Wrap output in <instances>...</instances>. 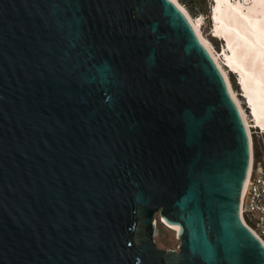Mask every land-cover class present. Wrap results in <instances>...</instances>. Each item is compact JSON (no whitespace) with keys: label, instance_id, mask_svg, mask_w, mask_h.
Instances as JSON below:
<instances>
[{"label":"water","instance_id":"95a60500","mask_svg":"<svg viewBox=\"0 0 264 264\" xmlns=\"http://www.w3.org/2000/svg\"><path fill=\"white\" fill-rule=\"evenodd\" d=\"M193 27L174 0H0V264H264L249 132Z\"/></svg>","mask_w":264,"mask_h":264},{"label":"bare ground","instance_id":"6f19581e","mask_svg":"<svg viewBox=\"0 0 264 264\" xmlns=\"http://www.w3.org/2000/svg\"><path fill=\"white\" fill-rule=\"evenodd\" d=\"M174 1L187 14L200 39L207 46L223 72L229 90L237 102L246 123L251 141V150H253V124H251L247 111L234 90L229 72L225 69L220 55L216 51L212 41L203 33V18H199L198 21L195 20L180 0ZM212 14L214 19V35L224 38V50L222 54H225L226 57H223L226 58V62L234 72L238 74L240 86L242 83V86H244L243 91L247 95L246 99L248 97L247 102L249 101L248 104L252 108L255 125L264 134V0H251L249 2L242 0V2L236 1V3L231 0H214ZM251 174L252 168L250 165L241 201L244 200ZM157 225L156 220L155 230ZM170 227H175L177 230L175 225H170Z\"/></svg>","mask_w":264,"mask_h":264},{"label":"rangeland","instance_id":"374dc122","mask_svg":"<svg viewBox=\"0 0 264 264\" xmlns=\"http://www.w3.org/2000/svg\"><path fill=\"white\" fill-rule=\"evenodd\" d=\"M180 1L188 9L190 14L195 18V20L198 21L199 18H203L204 24H202L203 27L201 26L203 33L212 41L216 51L220 55L221 61L223 63L222 56L226 57V55L222 54V52H221L224 50V46H223L224 44H222L220 40L213 38L211 36V30L213 29V22L211 20V6H212V3H214V0L213 1L212 0H180ZM249 1H251V0H247V2H249ZM209 7H210V10H209ZM229 76L231 78V82L233 84V87H234L236 94L241 99V102H242L243 106L245 107V110L247 111V114L249 116V120L251 121V124H253L252 132H253L254 150L256 151L258 157L264 159V134H262L261 130L258 129V127L255 125L256 123H255L254 117L252 115V108H248V106L246 104V99L243 98V96L241 95L242 89L240 88V84L236 80V76L232 73H229ZM242 85L243 84L241 83V86ZM242 88L244 90V86H242ZM244 94H246V93L244 92ZM247 99H248V97H247ZM254 127H257V128H254ZM156 220H157L158 225H157V228L155 230L156 231L155 232V240H156L158 246L161 248H172V249L179 250L178 247H179L180 241L177 238L176 228L170 227L169 224H166L165 222H163L158 213L156 214Z\"/></svg>","mask_w":264,"mask_h":264},{"label":"built area","instance_id":"2783aa9c","mask_svg":"<svg viewBox=\"0 0 264 264\" xmlns=\"http://www.w3.org/2000/svg\"><path fill=\"white\" fill-rule=\"evenodd\" d=\"M250 165L251 179L240 212L246 225L264 242V159L254 149Z\"/></svg>","mask_w":264,"mask_h":264},{"label":"trees","instance_id":"16d2710c","mask_svg":"<svg viewBox=\"0 0 264 264\" xmlns=\"http://www.w3.org/2000/svg\"><path fill=\"white\" fill-rule=\"evenodd\" d=\"M209 10H210V7H209ZM210 12V11H209Z\"/></svg>","mask_w":264,"mask_h":264},{"label":"snow or ice","instance_id":"6c2138e0","mask_svg":"<svg viewBox=\"0 0 264 264\" xmlns=\"http://www.w3.org/2000/svg\"><path fill=\"white\" fill-rule=\"evenodd\" d=\"M193 30H194V27H193Z\"/></svg>","mask_w":264,"mask_h":264}]
</instances>
